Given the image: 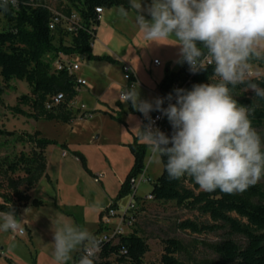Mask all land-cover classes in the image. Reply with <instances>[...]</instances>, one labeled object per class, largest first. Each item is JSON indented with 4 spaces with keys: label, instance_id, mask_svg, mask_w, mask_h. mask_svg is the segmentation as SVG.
Segmentation results:
<instances>
[{
    "label": "rangeland",
    "instance_id": "rangeland-1",
    "mask_svg": "<svg viewBox=\"0 0 264 264\" xmlns=\"http://www.w3.org/2000/svg\"><path fill=\"white\" fill-rule=\"evenodd\" d=\"M43 2L51 10L58 12H61L65 4V0H43ZM141 2L147 7L151 0H141ZM130 3L131 8L128 11L121 7L105 8L104 13L101 14L96 38L92 42V52L109 54L117 60L121 58L132 69L134 68L133 62H136L147 79H140L132 87L136 86L140 100L154 103L157 79L181 67L182 63H178L179 48L175 46L177 43L175 38L163 41L162 44L146 40L144 33L136 23L137 10L133 7V4L139 3V0H130ZM143 14L147 17L146 11ZM3 26L4 21L0 15V29ZM102 29L111 30L120 40L108 44L102 38ZM64 42L68 44L70 39L65 38ZM153 57L161 61L160 67L152 64ZM74 60L79 65L76 76L84 78L87 83L79 85V101L76 105L80 110L77 111L75 105H72V113L76 119L69 123L36 120L28 115L13 113L10 108L15 105L17 96L28 93V84L23 80H11L4 85L0 78L2 88L0 128L15 134L12 137L0 136V160L5 156L18 155L19 152L30 153L34 149L31 143L13 141V138L23 132L31 134L38 131L40 137L65 143L70 150L82 153L87 160L88 168L98 181L94 180V175L83 169L76 157L68 150H66L67 154L63 155L59 144L48 145L44 150V156L46 173L51 183L43 177L31 190L33 198L42 200L43 205L36 207L29 205L24 209H18L20 212L17 214H20L21 221L25 219L30 235L24 226L21 229L25 232L19 235L12 231H0V264H56L51 244L53 243V225L58 227L63 223H71L87 228L91 232L99 211L115 198L132 164V154L128 147L129 143L126 142H130L133 138L128 140L127 134L131 135L133 129L137 133L140 132L142 124L140 116L138 115V120L129 119L128 121L122 116V119L127 122L126 126L111 119H109L110 122L104 121L100 117L101 113L93 111L97 108L108 111L128 109L129 102L118 100L119 93L125 90L122 87L121 62L119 64L106 63L105 66L93 68L87 66L88 59L84 54L74 55ZM88 76L95 81L94 90H91L89 86ZM253 77L264 78V68L253 65L250 78ZM216 79L218 80L217 77ZM103 92L106 94L100 99L98 96ZM242 93L246 96L254 94L249 89L243 90ZM96 99L101 100L102 103ZM23 109L27 110V108ZM81 111H89L92 116L87 117V114L82 116ZM256 131L264 144V126L257 128ZM144 163V171L136 180L134 201L137 204L132 226L138 235L145 238L149 246L143 263H157L163 252V242L168 238L179 240L183 245V252L174 256L185 264L216 260L217 256L212 253L208 245L225 239L227 237L225 233L217 231L195 234L178 229L176 225L182 220L207 222L208 219L197 211L177 206L172 201L145 200V195L152 188V180H155L162 170L161 160L156 158L151 146L146 151ZM21 176H23L22 172L5 173L0 168V204L10 207V203L4 202V199L11 197L12 194L9 180H15ZM259 183L264 185V179H261ZM19 190H23V187H19ZM26 193L28 194L29 191ZM132 195L133 191L118 199L116 201L118 209L125 207ZM12 201L14 202L13 198ZM25 209H28L26 214ZM123 230L127 232L125 227ZM230 238L243 244L240 236L232 235ZM76 252L73 253L72 258ZM71 262L72 260L68 264Z\"/></svg>",
    "mask_w": 264,
    "mask_h": 264
},
{
    "label": "trees",
    "instance_id": "trees-1",
    "mask_svg": "<svg viewBox=\"0 0 264 264\" xmlns=\"http://www.w3.org/2000/svg\"><path fill=\"white\" fill-rule=\"evenodd\" d=\"M111 7H121L128 11L131 3L130 0H65L61 12L66 15L74 12L79 17V28L75 33L68 34L59 27L54 30L49 28L52 11L43 0H18L16 5L9 0L6 9L3 7V0H0V15L4 21V26L0 29V78L4 85L11 80H23L29 87L28 93L17 96L15 105L10 108L13 113L28 115L36 120H55L62 123L75 119L69 104L77 95V83L74 76L69 75L65 69L55 70L52 61L61 53L71 57L84 54L90 60L116 62L107 55H93L91 50L95 33L93 26L99 22L95 8ZM65 38H69L70 43L66 44ZM253 65L264 68V61H256ZM206 66V69L193 73L187 63H182L177 71L165 74L157 85L158 98L164 99L163 107H168L169 101L166 98L170 93L173 94L171 103H175L176 89L190 90L194 84L218 82L213 74L214 66ZM250 79L264 87V78ZM131 80L134 82V77ZM245 89L248 88L243 84L237 86L232 92L233 97L239 104L252 109L250 119L253 127L260 128L264 126V98L255 94L246 96L242 93ZM1 92L0 87V94ZM57 93H62L63 99L56 106L47 109L46 102ZM128 111L138 114L130 101ZM154 112L155 110L151 111L143 122L146 123ZM84 114L90 112H83L81 115ZM108 114L113 120L124 123L119 116ZM159 126L160 131L166 135L173 134L166 116L162 115ZM14 135V132L0 128V136ZM144 136L143 123L139 134L128 144L133 157L132 165L108 207L117 208L116 201L132 192L133 180L143 173L146 151L150 146L149 143L140 142ZM13 141L28 142L34 146L30 153L19 152L18 155L5 156L0 160V168L5 173H23V176L9 180L12 194L4 202L10 203V207L0 204V211L9 212L13 209L17 213L19 208L26 205H43L42 201L31 199L26 191L32 189L44 175L45 148L57 142L40 137L38 131L31 134L23 132L16 135ZM59 146L66 149L64 144ZM70 153L91 174L84 156L76 151ZM161 163L160 175L152 180L149 192L151 200L172 201L177 206L195 210L208 219L207 222L182 220L176 225L180 230L195 234L223 231L227 236L208 245L217 256L216 260H202L194 264H264V185L258 182L247 190L234 194H227L219 189L208 192L202 190L187 175L177 180H169L165 171L166 158ZM19 187H23V190H19ZM132 226L133 224L127 233L103 242L102 249L95 256V264H144L143 258L149 251V246L145 238L138 235ZM232 235L240 236L243 244L231 239ZM163 243V252L159 261L154 264H185L174 256L182 253L184 249L179 240L168 238ZM79 254L80 252L73 256L70 264H76Z\"/></svg>",
    "mask_w": 264,
    "mask_h": 264
},
{
    "label": "clouds",
    "instance_id": "clouds-1",
    "mask_svg": "<svg viewBox=\"0 0 264 264\" xmlns=\"http://www.w3.org/2000/svg\"><path fill=\"white\" fill-rule=\"evenodd\" d=\"M10 2L16 5L18 0ZM8 4L3 0L5 9ZM133 7L146 40L162 44L175 38L178 63H187L196 73L207 68V61L218 78L190 90L176 89L175 103L172 93L166 98L167 108L163 98L140 100L136 86L123 94V102L130 101L146 117L160 111L170 122L171 136L145 130L156 158H166L169 180L187 175L204 191L234 194L264 179V144L250 119L252 109L232 94L243 84L264 98V87L250 79L253 63L264 61V0H151L147 7L139 0ZM21 224L13 210L0 211V231L16 232ZM51 244L56 264H68L78 250L83 252L78 264H95L103 241L87 228L63 223L53 225Z\"/></svg>",
    "mask_w": 264,
    "mask_h": 264
},
{
    "label": "built area",
    "instance_id": "built-area-1",
    "mask_svg": "<svg viewBox=\"0 0 264 264\" xmlns=\"http://www.w3.org/2000/svg\"><path fill=\"white\" fill-rule=\"evenodd\" d=\"M51 11H52V17L49 23L50 29L54 30L56 29V27H59L68 34H73L77 31V29L79 28V24H78L79 17L77 16L76 13L72 12L69 15H66L62 12L53 11V10ZM101 11H102L101 8H95V12L97 13L98 20L100 18ZM95 27L96 26H93L94 32H95ZM94 37H95V33H94ZM205 63L208 64L207 61H205ZM153 64L158 65L159 61L157 59H154ZM52 66L57 71L65 69L69 75H73V76H74V72L78 69V64L72 61L71 56H67L61 53L52 61ZM121 71H122L123 80L125 81V86H124L125 90L120 92L119 97L120 99L123 100V94L128 89H130V87H132V85L134 84V82L131 80L134 77V73L132 68L126 63H123L121 65ZM74 79L77 83V86L85 84V81L82 79H78L75 76ZM62 99H63L62 93L54 94L46 102L45 106L47 109H50L56 106ZM163 108H165V106ZM162 115H163L162 112L155 111L153 115H151L149 119L146 121L145 130L149 128L153 130L156 129L160 130L159 122L162 118ZM62 154L64 155L65 153L63 152ZM94 180L98 181L97 177H95ZM136 180L137 178L133 180L132 198L125 205V207H120V209L108 207L102 213L100 219L102 230L95 235L97 239L105 242L116 238L119 234H124L129 231L128 229L130 228V226L133 224L134 221V212L137 204V202L134 201L135 191H136ZM140 180L141 178L139 179V181ZM144 199L151 200L152 196L148 193L145 195ZM123 227L127 229V232L123 230ZM14 233L16 235H19L21 233H24V231L20 229ZM82 254L83 252L80 251L79 258ZM79 258L77 259L76 264H78Z\"/></svg>",
    "mask_w": 264,
    "mask_h": 264
},
{
    "label": "crops",
    "instance_id": "crops-1",
    "mask_svg": "<svg viewBox=\"0 0 264 264\" xmlns=\"http://www.w3.org/2000/svg\"><path fill=\"white\" fill-rule=\"evenodd\" d=\"M104 11H105V9H102V11H101V14L102 13H104ZM107 11H109V10H107ZM101 14H100V18H101ZM100 18H99V22H98V25H96V27H95V37H94V39L96 38V33H97V31H98V28H99V26H100ZM102 38L108 43V44H111L113 41H115V40H117V41H119L120 39H119V37L114 33V32H112L111 30H106V29H102ZM91 50H92V47H91ZM92 54L93 55H96V56H103V55H107V56H110L112 59H114V60H116V62H107V61H102V60H90V59H88L87 57V66L88 67H93V68H95V67H97V66H105V65H107L106 63H109V64H119L120 62H121V65L123 64V63H126V62H123V60L121 59V58H119L118 60L117 59H115V58H113L111 55H109V54H96V53H93L92 52ZM86 56V55H85ZM71 59H72V61L73 62H75V63H77V61H75L74 60V56H72L71 57ZM154 59H156V57H153V59H152V64H153V60ZM159 60V59H158ZM78 64V63H77ZM127 64V63H126ZM154 66H156V67H160L161 65H162V63H161V61L159 60V64L158 65H155V64H153ZM182 65V64H181ZM130 66V65H129ZM133 66H134V68L132 69L133 70V73H134V83H136V82H138V81H140V79L141 80H145V79H147V76L140 70V68L137 66V63L135 62H133ZM131 67V66H130ZM120 69H121V67H120ZM180 69V68H179ZM79 70V65H78V69L76 70V71H78ZM76 71L74 72V76L76 77V78H78L77 76H76ZM84 73V72H83ZM121 73H122V71H121ZM167 73H170V72H167ZM167 73H165V74H167ZM164 74V75H165ZM164 75L162 76V77H160V78H158L157 80H158V83L160 82V80L164 77ZM78 79H82V80H84L85 81V79L84 78H78ZM88 80H89V86L91 87V90H94L93 88H95V81H93V78H91L90 76H88V78H87ZM86 81H85V84L84 85H86ZM158 83H157V85H158ZM157 85H156V88H157ZM125 86V81L123 80V84H122V87H124ZM76 90H77V95L75 96V98L71 101V103L69 104L70 105V107H71V110H72V105L74 104L75 105V109L77 108V105H76V102H78L79 101V93H80V90H79V86H77L76 87ZM158 88H157V92H156V98L154 99V102H155V100L158 98ZM106 94V92H103V93H101V95H99L98 97L101 99L104 95ZM120 94V93H119ZM98 102H100V103H102V101L101 100H99V99H96ZM118 100L119 101H123L122 99H120V97L118 96ZM120 103V102H119ZM131 103V102H130ZM104 104V103H103ZM131 105H132V103H131ZM128 107V106H127ZM132 107H133V105H132ZM133 109L135 110V111H137L134 107H133ZM77 111L78 110H80L79 108H77L76 109ZM74 111V110H73ZM94 112H99V113H101V119H103L104 121H107V122H110V120L109 119H111L112 121H115V120H113L110 116H109V114L108 113H110V114H113V115H117V116H119L120 117V119L124 122L123 124L124 125H126L127 126V122H126V120L128 121L129 119H139V116H140V118L142 119V124H141V127L143 126V123H144V126H145V122H143V120L146 118V116L145 115H142L139 111H137L138 112V114H134V113H130L129 111H128V109L126 108V109H121V110H118V109H111V111H108V110H106V109H94L93 110ZM83 112H86V111H81L80 113H83ZM105 112V113H104ZM116 112V113H115ZM132 114V115H131ZM139 115V116H138ZM92 115L91 114H87V117H91ZM122 116L123 117H125V119H122ZM85 118V117H84ZM76 119V118H75ZM74 119V120H75ZM71 122V121H70ZM115 122H117V121H115ZM62 123V122H61ZM117 123H119V122H117ZM74 124V123H73ZM119 124H121V123H119ZM141 130V129H140ZM139 134V132L137 133L136 132V130L135 129H133L132 131H131V135L130 134H127V139L129 140V139H132V138H134L135 136H137ZM133 141V139L130 141V142H132ZM145 141V143H148V141L145 139V136L140 140V142H144ZM147 141V142H146ZM130 142H126V143H130ZM126 143H124V144H126ZM57 144H64L65 146H66V149H62L61 147V149L63 150L62 151V153L64 152L65 154H67L66 152V150H68L69 152H71V151H76V150H70L69 149V147L65 144V143H58L57 142ZM76 152H79V151H76ZM80 153V152H79ZM64 154V155H65ZM82 154V153H81ZM83 155V154H82ZM84 156V155H83ZM84 158H85V156H84ZM77 159V158H76ZM78 160V159H77ZM85 160H86V158H85ZM132 162H133V157H132ZM80 163V162H79ZM81 164V163H80ZM132 165V164H131ZM86 166H87V160H86ZM131 167V166H130ZM87 168H88V166H87ZM88 170L90 171V173H91V175H94V173L88 168ZM129 170V169H128ZM128 173V172H127ZM126 173V174H127ZM48 174L46 173V167H45V172H44V175L41 177V178H46L49 182H50V178H48V176H47ZM126 176V175H125ZM94 177H95V175H94ZM40 178V179H41ZM39 179V180H40ZM39 182V181H38ZM123 182V181H122ZM121 182V183H122ZM51 183V182H50ZM121 185V184H120ZM36 186V185H35ZM34 186V187H35ZM33 187V188H34ZM31 190L32 189H30L29 190V193H28V195L30 196V198L31 199H36V198H33V194L31 193ZM38 200V199H37ZM39 201H42V200H39ZM42 203H43V201H42ZM116 205H117V208H118V203L116 202ZM27 206H29V205H26L25 207H21V208H19L20 210L21 209H24V208H26ZM31 206V205H30ZM108 206H105V207H103V209H101L100 211H99V213H98V218H97V220H96V222H95V224H94V226H93V229H92V233L93 234H97V233H99L101 230H100V228H101V222H100V219H101V215H102V213L104 212V210L107 208ZM18 212H20V211H18ZM17 216H18V218H19V220L18 221H21V218H20V214L18 213L17 214ZM22 224H21V227L22 226H24V228L26 229V231L29 233V235H30V230L29 229H27L26 228V221H25V219L23 218L22 219ZM25 232V231H24ZM81 250H79L78 252H80ZM78 252H76V253H78ZM75 253V254H76ZM1 255V254H0ZM73 259V258H72Z\"/></svg>",
    "mask_w": 264,
    "mask_h": 264
},
{
    "label": "water",
    "instance_id": "water-1",
    "mask_svg": "<svg viewBox=\"0 0 264 264\" xmlns=\"http://www.w3.org/2000/svg\"><path fill=\"white\" fill-rule=\"evenodd\" d=\"M14 215H15V218H16L17 220H19V218H18V216H17V213H14Z\"/></svg>",
    "mask_w": 264,
    "mask_h": 264
}]
</instances>
